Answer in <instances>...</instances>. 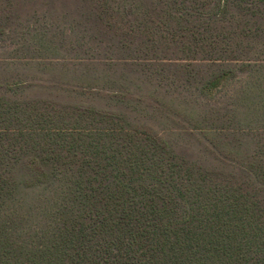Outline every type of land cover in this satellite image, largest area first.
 I'll return each instance as SVG.
<instances>
[{
	"label": "trees",
	"instance_id": "1",
	"mask_svg": "<svg viewBox=\"0 0 264 264\" xmlns=\"http://www.w3.org/2000/svg\"><path fill=\"white\" fill-rule=\"evenodd\" d=\"M70 2L0 55V264H264V0Z\"/></svg>",
	"mask_w": 264,
	"mask_h": 264
},
{
	"label": "rangeland",
	"instance_id": "2",
	"mask_svg": "<svg viewBox=\"0 0 264 264\" xmlns=\"http://www.w3.org/2000/svg\"><path fill=\"white\" fill-rule=\"evenodd\" d=\"M73 6L70 0H0V17L11 14L6 21L9 26L0 38L1 57L66 56L73 53L71 40L77 38L69 30L72 21L69 7ZM7 7H11L10 10ZM61 27L65 28L64 37L59 33ZM37 73L40 76L48 74ZM32 90L26 89L24 94L34 93Z\"/></svg>",
	"mask_w": 264,
	"mask_h": 264
}]
</instances>
